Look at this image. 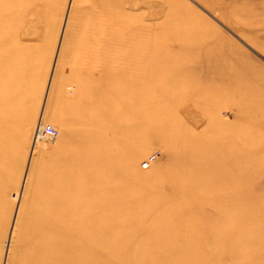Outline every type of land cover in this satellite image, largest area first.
Instances as JSON below:
<instances>
[{
  "label": "rangeland",
  "instance_id": "374dc122",
  "mask_svg": "<svg viewBox=\"0 0 264 264\" xmlns=\"http://www.w3.org/2000/svg\"><path fill=\"white\" fill-rule=\"evenodd\" d=\"M230 1L242 0H0V110L13 119L0 162V264H193L184 256L220 234L243 244L234 264H264L260 208L234 198L264 191V93L240 101L227 69L233 56L264 81V25L245 36L224 18ZM246 1L263 11L264 0ZM190 27L196 43L179 47ZM25 65L21 89L13 77ZM44 124L57 136L36 133ZM111 150L125 169L113 185L92 166L111 162ZM183 163L202 169L180 175L206 180L196 201L170 207L161 195L171 187L152 180ZM86 169L105 184L102 198L79 190Z\"/></svg>",
  "mask_w": 264,
  "mask_h": 264
},
{
  "label": "bare ground",
  "instance_id": "6f19581e",
  "mask_svg": "<svg viewBox=\"0 0 264 264\" xmlns=\"http://www.w3.org/2000/svg\"><path fill=\"white\" fill-rule=\"evenodd\" d=\"M202 1H204L210 8L218 7L219 5H222V3H225V2H223V0H202ZM226 6H227V9H226V13L224 14V16H225L224 18L234 28L238 29L241 33H244L245 36L250 31L260 32L258 29H261L262 25H264V22H263L264 21V9L260 13L254 12L253 9L248 5V2L246 0H242L238 4H235L233 1H230L229 3H227ZM181 15H183V14H181ZM4 23H5L4 20H2V22L0 21V27H1L0 28V41H1V43L3 42V37L4 36L6 37L8 35L7 30L3 29ZM3 31H6V32H3ZM1 33H3V35H1ZM196 34H197L196 32H193V27H190L187 30V36H185V37L178 36V39H179L178 42L181 41V43L179 42L180 43L179 47L193 48L194 44L197 41V38L195 36ZM1 36H3V37H1ZM131 40L132 39L127 40L128 45L130 44ZM3 43H2V45H4ZM229 44L231 47H234L236 50H238V47L235 46L234 44H232L231 41H229ZM214 49H217L216 45H213L209 51L212 52V50H214ZM213 53H214V51H213ZM220 54L221 53H217L216 55L219 56ZM206 56H207V59H209V55H206ZM228 60H229V67L227 69L229 70L230 74L236 76L233 79L237 80V84L238 85L241 84L243 86V89L236 91V93L240 94V101H243L245 96L247 95V93H249L250 91L256 92L257 90H260V91H262V93H264V81L263 82L257 81L261 77L259 76V74L256 71L252 70L247 63H244L242 61H236L235 62L233 59V56H232V58H230ZM17 61L18 62L15 65H18L19 60H17ZM13 62H14V60H13ZM225 64H226V61H225ZM222 67H223V65H222ZM21 72H22L21 77L19 79L16 78V77H18L17 75H15L13 77V83L16 81H19L20 82V88L24 89V87H25L24 79L30 73L29 66H27V65L22 66ZM242 77H247L246 78L247 81L245 82L244 79H241ZM239 105L241 107L247 109V106L243 102H240ZM248 113H251V111H248ZM12 124H13V119L8 117L7 113H5L3 109H1L0 110V162H2V163L6 161V155L4 154V152H6L7 149L10 148V146H9L10 141H11L10 140V138H11V136H10L11 132L10 131H11ZM261 154H263V152H261ZM110 155L112 158L111 162L109 161V158L105 154L102 158H99V159L93 161L92 166L95 164H98L101 168V170L99 172L102 173V176H104V178L111 180V184H112L113 183L112 180L115 179L114 175L123 177V174H125V172H124L125 169L121 167L120 161L115 159L116 158L115 156H117V155L114 154L113 150H111ZM78 156H79V158H83V155H81V154H79ZM185 156H187V154H185ZM185 158H187V157H185ZM261 163L262 162L258 161L257 164H261ZM176 169L178 171L174 170L175 171L174 176H166V177H161L159 179H154V180H152L151 186H153V187H155V186L156 187H161V186L171 187V194H168L166 197L161 195V198H164V199L166 198L167 203L170 204V207L177 208V206H178V207L182 208V207H185L186 204H188L190 202L193 203L194 201L197 200V196H194V194H192V192H193V189H198V187H199L198 181H200V180L197 179L198 180L197 181V180H195L194 177L192 179L190 177L180 175V174L183 173L182 171H186L187 173H190V174H195L196 172L201 171L202 168H201V165L199 163H193V164L183 163V164H179L176 167ZM109 170H111L110 176L108 175ZM2 172L3 171L0 170V174H2ZM84 173H85L84 175H85L86 180H84L83 178H78L79 180L83 181V183L82 184L80 183L78 186L79 190H88L89 189V192H91V193L94 192V194H93L94 196L102 198L104 192L107 189L105 184H102L100 182L99 185H97L96 183H94L95 180H93L92 177L89 176V174L93 173L92 170L86 169ZM205 180L206 179H203L200 182H205ZM88 181H91V183H89ZM125 181H127V179H125ZM130 186L133 187L132 185H130ZM134 186H137V185H134ZM201 189H199V190H201ZM249 189H251V188H248V190ZM201 195H204V194H201ZM205 196L203 197V200L207 201L206 200L207 198ZM242 196H244V194L240 195V196L239 195L234 196V198L236 200H238L237 204H236L237 208H239V209L243 208V210H245L244 209L245 205H247V207H249L251 204L259 207L260 213H262V215H261V218L259 219V221H257V223H260V224L263 223L264 224V201H261L262 200L261 198H264V191L263 192L259 191V193H257L256 195H253V194L249 195L251 198L250 200L253 199V201L250 203L245 202L247 200H245L244 197H243V200H244L243 201L241 199ZM223 206L224 205H222V204H218V203L212 204V202H210L208 210L222 212L224 209ZM240 206H242V207H240ZM255 206L253 208H255ZM253 208L248 209L249 214L248 215L245 214L246 217H250V216H253L254 214H257V212L255 211L256 208L255 209H253ZM209 214H211V213L209 212ZM228 217H229V215L226 216L228 222H224V227H225L224 229L225 230L228 227L230 229V225H231L229 223ZM228 223H229V225H228ZM249 223H250V220H249ZM249 225L250 224H248L247 226H249ZM263 233H264V231H263ZM244 235L246 237L249 236V232H247V230H245ZM253 235H252V237H253ZM211 236H217V234H212ZM230 240L231 241H226L224 239L223 235L220 234V239H218L217 241L215 240V242H213V241L207 242V245L203 248V251H202L205 253V256L200 255L201 258L198 257V252L200 253L201 251L193 249L190 252L192 254L191 256L186 255L184 257L188 256L190 259L195 260L196 262H194L193 264H212V262L214 260L215 261L221 260L223 252L228 251L229 252L228 253L229 259L225 263H223V262H220V263L221 264H230V263L234 264L238 254L242 253L243 244L237 243L235 238H231ZM261 243L264 244V238L261 241ZM229 246H231V247L229 249H227ZM217 247L218 248L220 247L221 251H219ZM229 250H231V251H229ZM230 253H231V255H230ZM263 255H264V253L263 254L257 253L256 256L257 257H263ZM211 259H213V260H211ZM261 259H262V262H264V258H261ZM198 260H199V262H198ZM189 261L190 260L187 259V262H189ZM176 263L177 264H183L180 260H177Z\"/></svg>",
  "mask_w": 264,
  "mask_h": 264
},
{
  "label": "built area",
  "instance_id": "2783aa9c",
  "mask_svg": "<svg viewBox=\"0 0 264 264\" xmlns=\"http://www.w3.org/2000/svg\"><path fill=\"white\" fill-rule=\"evenodd\" d=\"M37 131L40 132L39 134L47 135V136H50V137L57 136L56 129L52 125H50V124L40 125L36 129V133H37ZM153 157H154L153 155L152 156H149L146 160H144L143 162H141V166L142 167H146Z\"/></svg>",
  "mask_w": 264,
  "mask_h": 264
}]
</instances>
